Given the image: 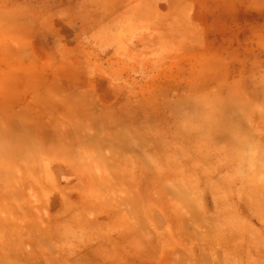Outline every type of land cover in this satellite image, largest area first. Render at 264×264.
<instances>
[{
	"label": "crops",
	"instance_id": "crops-1",
	"mask_svg": "<svg viewBox=\"0 0 264 264\" xmlns=\"http://www.w3.org/2000/svg\"><path fill=\"white\" fill-rule=\"evenodd\" d=\"M257 1L239 25L227 21L223 0L205 10L207 82L216 73L215 89L232 98L222 158L238 177L242 208L262 207L251 179L264 177V0ZM215 15L225 20L215 24ZM192 16L193 0H0V264H145L147 204L131 165L111 153L117 123L86 111L84 97L100 107L109 98V109L129 53L141 64L168 59L166 49L181 54L193 44L181 38L192 33Z\"/></svg>",
	"mask_w": 264,
	"mask_h": 264
},
{
	"label": "rangeland",
	"instance_id": "rangeland-1",
	"mask_svg": "<svg viewBox=\"0 0 264 264\" xmlns=\"http://www.w3.org/2000/svg\"><path fill=\"white\" fill-rule=\"evenodd\" d=\"M218 3L193 0L192 33L181 35L182 41L192 36L193 44L183 47L181 54L173 56L166 49L172 57L141 64L131 51L128 65L118 67L123 79L113 83L116 93L109 109L105 100L100 107L92 96L84 97L86 111H100L112 126L117 123L111 153L127 168L131 165L137 191L147 204L149 240L141 250L145 264H264V177L251 178L262 207H238V177L231 175L228 161L222 158L235 118L232 98L215 89L216 73L214 82H207L209 70L211 79L213 75L207 61L213 58L210 54L208 59L205 48V10L218 8ZM222 5L228 9L227 21L239 25L247 19L253 0H223ZM221 20L225 15H215L213 22ZM178 26L175 23L170 30ZM172 39L167 32L166 43ZM147 51L149 58L157 54ZM106 83L100 87L106 96L102 99H107ZM69 104L72 109L73 102Z\"/></svg>",
	"mask_w": 264,
	"mask_h": 264
}]
</instances>
